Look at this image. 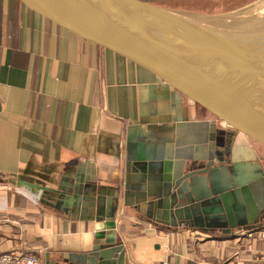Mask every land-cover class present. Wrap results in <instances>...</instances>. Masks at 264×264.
Here are the masks:
<instances>
[{"label": "crops", "instance_id": "1", "mask_svg": "<svg viewBox=\"0 0 264 264\" xmlns=\"http://www.w3.org/2000/svg\"><path fill=\"white\" fill-rule=\"evenodd\" d=\"M216 123L146 71L82 44L20 0H0V254L77 264L112 237L131 264H239L242 247L241 262L264 264V225L251 243L236 231L168 230L144 214L143 194L162 192L166 175L192 158L194 168L205 164L206 132L207 146L216 144L206 157L218 155Z\"/></svg>", "mask_w": 264, "mask_h": 264}, {"label": "water", "instance_id": "2", "mask_svg": "<svg viewBox=\"0 0 264 264\" xmlns=\"http://www.w3.org/2000/svg\"><path fill=\"white\" fill-rule=\"evenodd\" d=\"M20 1L82 44L146 71L235 136L223 159L210 155L197 168L193 158L191 166L185 161L183 168L166 175L162 192L143 194L142 206L161 221L157 224L215 234L262 227L264 168L252 149L255 144L264 147L262 53L215 37L191 21L193 15H201L142 0ZM236 143L246 146L236 152ZM212 144L209 141L211 149L216 145ZM165 167L152 164L151 171ZM172 169L171 165L168 170ZM102 199L100 194L98 202ZM106 240L77 264H131L121 259L116 240Z\"/></svg>", "mask_w": 264, "mask_h": 264}, {"label": "rangeland", "instance_id": "3", "mask_svg": "<svg viewBox=\"0 0 264 264\" xmlns=\"http://www.w3.org/2000/svg\"><path fill=\"white\" fill-rule=\"evenodd\" d=\"M144 1L145 2L149 1V3H152L154 5H157V6L163 7V8H167V9L178 10L181 12L195 14V15H201L204 18H206V17L207 18H222L225 16H232L234 14H240L242 12H245V11H247V9H250V11H254L253 13L251 12L250 14H254L255 11L259 12L261 10L262 11L264 10V0H144ZM231 22H233V23H231L229 26L239 27V26L243 25V23H245L246 21L244 19H234ZM255 32L256 31L241 32V33L254 34ZM249 46H252V45H249ZM254 46L255 47H257V46L264 47V40L254 44ZM184 103L187 104V101H184ZM216 124H218L219 126L221 125L220 122H217ZM220 128H221L220 132H222V135H221L222 138H221V140H219V145H218V155H217L218 160H221L224 158V156L222 155L223 154L222 150L225 151V154H226L225 156H227L229 154L230 149L228 147L231 144V141H233V139H234V135L229 134L225 127L221 126ZM207 135H208V132H206V135H204L199 140L198 155L200 158H202V157L206 158V153L211 151L210 145L207 146V144H206V142L211 138V136H207ZM228 137H230L231 140L228 139ZM210 141H212V139ZM238 143H236V146H235L236 152H240L241 148L246 146L243 143H240V144H238ZM253 146L256 149L258 159L264 168V147L260 146L258 144L257 145L255 144ZM209 156H210V154H209ZM227 159H228V157H227ZM171 165H172L171 161H169L167 164V168H171ZM158 167L160 168L161 165H158ZM144 214L150 218H153L152 219L153 221L156 222V220H158L159 223H161V221L156 216L151 215L150 213H148V211ZM262 220H263V225H264V216H263ZM134 229H135V231H134L135 233H139V229L136 226H134ZM233 231H236L237 233H239L241 235V237L244 239H247L248 242L252 243L256 239L254 232L250 233L249 231H245L243 229L242 230L235 229ZM217 234L223 235L221 232H219ZM245 252H246L245 247L238 248L236 250V253L234 254L233 258L235 260H237L239 264L240 263L241 264H248L244 260H242V262H241V260H239V257L241 259V257L243 256V254ZM122 257H123V258H121L122 260L127 258L124 251L122 253ZM205 263L207 264L208 262L206 261ZM219 264H222V263H219Z\"/></svg>", "mask_w": 264, "mask_h": 264}, {"label": "bare ground", "instance_id": "4", "mask_svg": "<svg viewBox=\"0 0 264 264\" xmlns=\"http://www.w3.org/2000/svg\"><path fill=\"white\" fill-rule=\"evenodd\" d=\"M251 12L253 13L254 11L247 9V11L240 14H234L222 18H204L203 16L194 17L193 15L191 21L196 25H199L205 31L210 32L215 37L238 44L240 47L251 53H262L264 57V47L254 46V44L264 40V10L259 12L255 11L254 14H250ZM234 19H244L246 22L239 27L229 26L233 23L231 21ZM252 31L256 32L254 34L241 33Z\"/></svg>", "mask_w": 264, "mask_h": 264}, {"label": "built area", "instance_id": "5", "mask_svg": "<svg viewBox=\"0 0 264 264\" xmlns=\"http://www.w3.org/2000/svg\"><path fill=\"white\" fill-rule=\"evenodd\" d=\"M0 264H40V260L32 251L7 252L0 254Z\"/></svg>", "mask_w": 264, "mask_h": 264}, {"label": "flooded vegetation", "instance_id": "6", "mask_svg": "<svg viewBox=\"0 0 264 264\" xmlns=\"http://www.w3.org/2000/svg\"><path fill=\"white\" fill-rule=\"evenodd\" d=\"M234 138H235V136H234ZM228 139H230V137H228ZM230 140H231V139H230ZM233 140H234V139H233ZM232 143H233V141H231V144H230L229 147H228L229 149H230V146L232 145ZM222 151H223V154H222V155L225 156V155H226V154H225V151H224V150H222ZM229 151H230V150H229Z\"/></svg>", "mask_w": 264, "mask_h": 264}, {"label": "trees", "instance_id": "7", "mask_svg": "<svg viewBox=\"0 0 264 264\" xmlns=\"http://www.w3.org/2000/svg\"><path fill=\"white\" fill-rule=\"evenodd\" d=\"M142 1H144V0H142ZM146 2H149V1H146Z\"/></svg>", "mask_w": 264, "mask_h": 264}]
</instances>
